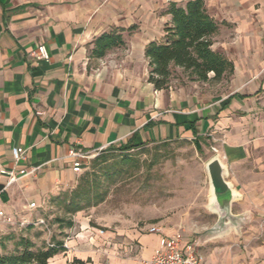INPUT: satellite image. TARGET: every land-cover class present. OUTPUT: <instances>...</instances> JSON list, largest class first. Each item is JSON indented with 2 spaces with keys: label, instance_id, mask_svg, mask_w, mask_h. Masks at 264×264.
Returning <instances> with one entry per match:
<instances>
[{
  "label": "crops",
  "instance_id": "0c3cea01",
  "mask_svg": "<svg viewBox=\"0 0 264 264\" xmlns=\"http://www.w3.org/2000/svg\"><path fill=\"white\" fill-rule=\"evenodd\" d=\"M187 1L0 0V168L15 173L37 168L5 188L0 204L8 215L32 222L43 218L55 229L52 239L64 250L49 264H140L163 235L181 230L184 240H197L186 232L194 228L186 230L181 222L105 232L83 211L69 217L52 205L76 187L71 150L91 154L173 141L197 143L207 161L217 154L241 196L232 213L250 216L239 234L199 245L203 264H264V192L248 163L264 133V0H205L219 24L212 49L233 65V74L220 81L228 91L212 90V74L208 82L185 85H173L178 80L173 78L167 90H157L148 81L145 48L162 41L169 4L182 7ZM111 28L124 30V46L102 59L90 58L88 46ZM39 47L48 60L34 58ZM13 148L24 149L25 160L15 164ZM6 181L0 174L2 188ZM207 196L202 193L198 203L210 223L196 231L209 230L217 220L206 209ZM30 203L38 208L25 211ZM53 210L63 223L47 216ZM153 226L160 233H149Z\"/></svg>",
  "mask_w": 264,
  "mask_h": 264
},
{
  "label": "rangeland",
  "instance_id": "374dc122",
  "mask_svg": "<svg viewBox=\"0 0 264 264\" xmlns=\"http://www.w3.org/2000/svg\"><path fill=\"white\" fill-rule=\"evenodd\" d=\"M174 78L178 80L172 81L173 85L191 82L185 75L182 78L179 71L175 72ZM222 80L212 83L214 92L228 91L226 83L220 82ZM262 121L264 123V117ZM261 138L262 144L253 150L248 163L249 171L259 179L258 184H261L264 192V133ZM207 157L203 152L196 151L194 144L188 141L153 144L127 154L118 151V147L96 152L78 175L77 184L84 179L98 181V190L104 199L83 213L90 217L91 225L105 232H115L116 228L125 229L126 226L128 229L140 230L164 221L168 227L181 222V227L186 230L187 227L194 228L187 230V233L200 234L202 231H196V228L202 226L201 223H210L209 215L200 209L202 201L198 203L202 193H208L205 173ZM249 178L250 175H247L246 179ZM246 183L254 185L248 181ZM188 210L194 214H183ZM60 214L53 210L47 216H62ZM182 221L193 224L185 226ZM49 228V233L39 228L21 231L16 227L0 229V255L15 253L20 239L33 241L35 249L46 247L45 240H52L55 230L51 226ZM19 250L21 248L18 247Z\"/></svg>",
  "mask_w": 264,
  "mask_h": 264
},
{
  "label": "trees",
  "instance_id": "16d2710c",
  "mask_svg": "<svg viewBox=\"0 0 264 264\" xmlns=\"http://www.w3.org/2000/svg\"><path fill=\"white\" fill-rule=\"evenodd\" d=\"M166 14L170 16V23L163 29L162 41L149 43L144 51L148 61V81L155 89L167 90L176 69L191 82H208L210 74L213 75L212 81H219L233 74L232 63L212 49L213 37L218 33L219 24L208 14L205 0H188L182 7L171 3ZM123 32L122 29L111 28L94 39L88 46L89 57L99 60L111 50L123 47ZM194 146L199 152L198 144L195 143ZM140 148L143 146L125 145L118 147V151L127 154ZM98 189V181L84 179L71 192L52 200V205L61 210L63 215L73 216L103 201L104 196ZM63 221L58 216L53 219L58 224ZM64 223L67 228L72 226L70 220ZM49 243L53 247L46 243V247L35 249L29 240L20 239L15 253L0 255V264H49L50 259L64 250L60 241L52 239ZM18 247L21 250L18 251Z\"/></svg>",
  "mask_w": 264,
  "mask_h": 264
},
{
  "label": "built area",
  "instance_id": "2783aa9c",
  "mask_svg": "<svg viewBox=\"0 0 264 264\" xmlns=\"http://www.w3.org/2000/svg\"><path fill=\"white\" fill-rule=\"evenodd\" d=\"M33 56L36 60H48V54L44 47H39L37 49V53H33ZM102 151V150H100ZM25 150L22 148H13L11 151L12 160L15 164L25 160ZM95 153H82L79 151L71 150L69 152V157L73 159V167L72 171L74 174H80L83 170L84 165H86L87 161L94 157ZM37 171V168H32L29 172H25L23 170L15 173V171H6L0 168V174L5 175L7 177V181L4 184V187L0 190V194L5 190V188L11 186L19 179L33 174ZM38 206L34 203L28 204L24 207V210H34L37 209ZM4 227H16L20 231L31 228H39L42 231L49 233V226L45 219L39 218L35 221H29L25 218H17L12 215L6 214L2 205L0 204V229ZM160 229L158 227L149 228V233L157 234L160 233ZM101 234L103 232H100ZM49 247H53V244L47 242ZM199 242L194 240L193 242H188L184 240L183 232L181 230H177L170 235H163L159 238L158 246L153 251L152 256L145 261H142L140 264H203L204 256L198 250ZM64 246V245H63Z\"/></svg>",
  "mask_w": 264,
  "mask_h": 264
},
{
  "label": "water",
  "instance_id": "95a60500",
  "mask_svg": "<svg viewBox=\"0 0 264 264\" xmlns=\"http://www.w3.org/2000/svg\"><path fill=\"white\" fill-rule=\"evenodd\" d=\"M205 173L208 181L206 209L214 214L217 220L209 230L195 236L199 244L208 239L220 238L232 231L239 234L250 218L248 213H232L233 203L240 200L241 196L227 180L228 169L217 154L205 163Z\"/></svg>",
  "mask_w": 264,
  "mask_h": 264
}]
</instances>
